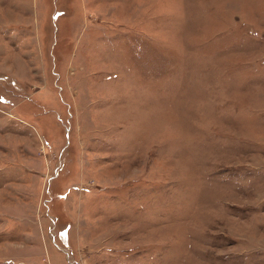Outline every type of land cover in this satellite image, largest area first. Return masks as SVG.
I'll use <instances>...</instances> for the list:
<instances>
[{
  "label": "rangeland",
  "instance_id": "obj_1",
  "mask_svg": "<svg viewBox=\"0 0 264 264\" xmlns=\"http://www.w3.org/2000/svg\"><path fill=\"white\" fill-rule=\"evenodd\" d=\"M0 264H264V0H0Z\"/></svg>",
  "mask_w": 264,
  "mask_h": 264
}]
</instances>
